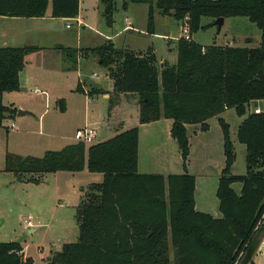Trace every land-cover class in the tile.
<instances>
[{
	"label": "trees",
	"instance_id": "obj_1",
	"mask_svg": "<svg viewBox=\"0 0 264 264\" xmlns=\"http://www.w3.org/2000/svg\"><path fill=\"white\" fill-rule=\"evenodd\" d=\"M105 16L113 23L116 0H102ZM149 4L148 31H155V12L177 21L189 17L190 33L197 32L203 17L244 16L261 30L257 47L234 45L204 46L181 36L178 60L160 63L154 49L144 53L117 48L111 38L97 47L85 48L99 56L113 82V94L139 96V122L161 118L173 120L171 135L181 150V174L138 171L139 126L86 145L81 141L60 150H46L41 157H20L7 152L4 170L37 173L27 181L39 183L47 172H100L103 180L82 187L76 207L77 241L64 243L56 253L58 264H255L264 236V0H129ZM81 0H0V15L43 17L51 6L52 16L73 18ZM127 8V3L124 4ZM73 63L77 49L57 46ZM36 45L0 46V125L14 118L18 108L3 101L5 92L21 89L20 74ZM74 49V50H72ZM76 91L90 97L100 89ZM254 110L248 108L251 104ZM58 108L66 110L65 99ZM234 108L246 117L238 127V140L246 146V173L231 172L235 162L230 125L219 117L224 135L225 166L217 188L220 217L196 208V178L187 171L190 141L187 125L209 128L207 120ZM248 112V113H247ZM8 128V127H6ZM9 130V129H7ZM241 183L240 190L233 184ZM260 231V232H259ZM0 264H34L18 241H0Z\"/></svg>",
	"mask_w": 264,
	"mask_h": 264
},
{
	"label": "rangeland",
	"instance_id": "obj_2",
	"mask_svg": "<svg viewBox=\"0 0 264 264\" xmlns=\"http://www.w3.org/2000/svg\"><path fill=\"white\" fill-rule=\"evenodd\" d=\"M125 3L128 8H124ZM116 4L117 9L113 13V19L116 21L114 24L107 22L105 4L102 0H81L80 17L83 18L84 25L67 18H55L49 23L44 22L43 28L46 24H51L50 33L35 29L27 36L26 31L24 32L25 26L20 20L0 23V46L4 38H17L15 40L17 45L29 40L31 43L28 44L45 47L30 56L28 61L32 60V63H27L22 70L20 75L23 89L5 94V102L8 104L11 102L30 104L32 114L7 118L0 125V241L20 242L24 255L30 256L34 264H49L57 251L62 250L64 243L77 241L79 228L76 207L82 196L81 183L84 184V188L88 186H85L87 177L85 173H81L65 179L62 175L64 173L47 172L40 177L39 184L29 182L28 178L39 175L15 174L4 170L6 153L10 152L20 157H41L46 150H60L67 143L72 142L76 130L85 126L97 130L99 138L107 134L106 117L109 100L101 94L95 95L92 101L86 100L84 93L71 90L76 85L78 76L86 80V83L82 81L77 83L83 88L104 86L109 79L107 68L100 64L97 54L90 53L88 58H85L82 57L85 48H75L76 56L81 58L76 71L78 63L68 60L64 52L54 45L93 48L103 44L107 38H111L117 48L145 49L151 45L155 48L157 57H169L171 60L173 53L169 49L173 48L178 57V42L176 46V41L169 40L168 37L173 39L182 33V23L172 14L164 15L157 9L155 33H151L148 31L149 4L132 3L129 0H116ZM126 17L132 22L130 28L127 26L129 22ZM215 21L213 17L202 18L201 25L206 27L200 28L195 38L201 44H205L204 46L213 44L224 46L228 43L234 46L260 45L261 30L247 17H227L221 28ZM66 24H71L72 27L67 28ZM117 24L120 27H117ZM33 26L31 22V26L27 27L32 29ZM22 36H26V39ZM64 70L69 71L64 73ZM100 90L106 92L104 88ZM64 97L67 99L68 109L62 112L58 109L61 100L58 98ZM47 105L48 113L45 117L41 116ZM254 105L251 104L249 110H254ZM219 117L224 118L230 125L236 154L232 173L244 175L246 146L237 136L238 127L244 116H239L234 108H230L220 115L209 118L207 120L209 128L206 131H202L199 124L187 125L191 150L188 156V162H191L190 172L197 176L198 197L201 192L204 201L207 200L209 204L204 212L215 217L221 216L219 199L216 195L220 174L215 167L224 164L226 159L224 135ZM169 121L168 118H164L159 123H152L151 126L143 128L141 170H154L155 167L149 168L147 165L154 166V162L163 163L167 160L179 165L172 169L174 172L183 170V162L179 158L180 148L168 128ZM196 129L199 130L195 132ZM162 146L168 150V154L164 153ZM154 156L157 159H154ZM233 187L238 191L241 183L236 182ZM197 209L200 210V207ZM29 219L33 223L31 228L35 229L34 232H30L25 227ZM170 259L174 264L173 248ZM255 264H264V239L255 256Z\"/></svg>",
	"mask_w": 264,
	"mask_h": 264
},
{
	"label": "crops",
	"instance_id": "obj_3",
	"mask_svg": "<svg viewBox=\"0 0 264 264\" xmlns=\"http://www.w3.org/2000/svg\"><path fill=\"white\" fill-rule=\"evenodd\" d=\"M128 8V6H127ZM52 9H51V6H49V8L47 9V12L45 14V16L43 17H11V16H2L0 15V23H3V22H6L8 20H20V22L25 26V29H24V32L26 31V35L28 36L29 33L31 32H34L35 29L37 31H41L43 30V32L45 33H50L52 32V29L50 27L51 24H46L45 25V28H43L44 26V22H48L51 21L52 19H55L57 17H53L52 14ZM59 19H66V18H59ZM68 19H73V20H76L78 24H81V25H84V20L82 17H80V10H79V14L76 16V17H73V18H67ZM126 20L131 23L132 25V22L128 20V17H126ZM31 22H33V28L32 29H29L28 27L31 26ZM116 21L113 19V23L114 24ZM67 25V24H66ZM28 26V27H27ZM128 26V25H127ZM27 27V28H26ZM67 27V26H66ZM72 26L70 27H67V28H71ZM117 27H120L119 24H117ZM121 30V29H120ZM155 31V30H154ZM155 33V32H154ZM198 32L196 33H192L191 34V38L197 42H199L195 36ZM182 36V33H179L177 36H175L173 39L171 37H168L169 40H175L176 41V46H177V42H178V39ZM23 38L26 39V36H22ZM17 38H4L3 40V44L2 46H6V45H11V46H24V45H31V44H28V43H31L29 42V40L27 41H23L21 43V45H17L15 42ZM248 39V38H247ZM14 41V42H13ZM201 44V42H199ZM229 44V43H228ZM202 45H205V44H202ZM230 45H232L230 43ZM38 46V45H36ZM55 46H60V45H54ZM63 46V45H61ZM41 47V49L37 52H40L42 51V49H44L45 47L43 46H39ZM66 47V46H65ZM149 47H152L154 49V52H155V48L153 46H148L147 48L145 49H133V50H136V51H146ZM70 48H87V47H82V46H77V47H70ZM132 49V48H131ZM169 50L172 51L173 53V58L172 60L167 57V58H164V57H157L159 62L162 63V62H168L170 65H174L177 63V53L175 51V49L173 48H170ZM36 53V52H34ZM34 53L30 54V56H32ZM156 54V52H155ZM157 56V54H156ZM28 57V59H29ZM88 58V57H87ZM176 62H173L175 61ZM80 61H81V58H78V66H77V70L78 71V68H79V64H80ZM28 64H31L32 63V60L31 61H28L27 62ZM27 65V64H26ZM69 71V70H67ZM66 70H64V73H67ZM66 76V75H65ZM107 76H108V82L103 86H97L95 88L97 89H101V88H104V90L106 91L105 93L101 94L103 95L105 98H107L109 100V104H108V114H107V121H106V124H107V134L103 137V138H99L98 137V134H97V130H96V141H103V140H106L110 137H112L114 134L120 132V131H123V130H126V129H129L133 126H139V151H138V171L140 173H154V174H163V175H168V174H181L183 172H185L186 170L183 168V170H181V172H174L172 169H175L177 166H179L178 164H173L171 163L170 161H165L163 163H153L154 166H148L149 168L151 167H155L156 168H160L161 170H141V155H142V132H143V128H146L147 126H151L150 124L152 123H159L161 120H163L164 118H161L159 120H156V121H153V122H150V123H140L139 122V96L136 94V93H122L120 95H114L113 94V82L112 80L110 79L108 73H107ZM20 78H21V75H20ZM79 81H82V82H85L86 83V80H82L80 78V76H78V80H77V83ZM76 83V85H77ZM76 85L73 86V88H71V90L73 91H76ZM90 88V87H89ZM23 89V85L21 83V89ZM85 91L88 90V88L84 87ZM7 92L4 93V96H3V101L5 104L7 105H11L13 104L15 107L17 108H24V109H30L32 110V107L30 104H22V103H18L16 104L15 102H11V103H6L5 102V94ZM84 93L85 95V98L86 100H90L92 101L93 97H90L89 95H87L85 92H82ZM58 99H65V104H66V110L68 109V106H67V99L64 97V98H58ZM258 107L259 108H264V101H260L257 103ZM256 106V103L254 105V107ZM48 109V105H47V108L41 113V116L44 115V117L46 116V113H48L47 111ZM59 109V108H58ZM60 110V109H59ZM65 110V111H66ZM61 111V110H60ZM64 111V112H65ZM248 111H249V108H248ZM248 113V112H247ZM243 117V116H242ZM246 117V115H244V118ZM243 118V119H244ZM170 121L169 123H167L168 125V128H170V132H171V128H172V124H173V120L168 118ZM242 119V121H243ZM14 123V122H12ZM200 126V125H199ZM201 129V127H200ZM197 130L199 129H196L195 132H197ZM203 131V130H202ZM173 137V136H172ZM174 138V137H173ZM175 139V138H174ZM176 140V139H175ZM76 142V138H73V141L72 142H69L67 143L66 145L68 144H71V143H75ZM177 142V141H176ZM65 145V146H66ZM179 146V145H178ZM163 148V151L165 154H168V150L166 151L164 149V147L162 146ZM162 151V152H163ZM191 151V150H190ZM190 155V154H189ZM179 158L180 160H182V157H181V150L179 152ZM154 159H157L155 156H154ZM183 162V160L181 161ZM234 164V163H233ZM183 165V164H182ZM191 162L189 161L188 162V166H187V171L194 175L195 178H196V188H195V203H196V208L197 207H200V211H205V209H207L209 207V204L207 203V200L204 201L203 199V194L201 192H199V196L197 195V176L193 173V172H190V169H191ZM220 166L224 169V166H225V163L224 164H220ZM233 167V165H232ZM178 171V170H176ZM9 172V171H7ZM231 172H232V169H231ZM53 173H64L62 174L63 176H65V179L66 178H73L75 177V174H81V173H85V186L86 185H89L91 183H98V182H101L103 180V174L100 173V172H90L87 168H85L84 170L82 171H76V172H72V171H66V170H60V171H56V172H53ZM60 176V175H59ZM220 178V177H219ZM219 178H218V181H217V186H216V195H217V188H218V184H219ZM40 183V182H39ZM38 183V184H39ZM79 183V182H78ZM81 183V181H80ZM84 184L81 183V186L83 187ZM82 192V190H81ZM82 195V193H81ZM30 232H34L35 229H32V228H28ZM264 239V236L260 242V246L258 248V251L257 253L259 252L260 248H261V244H262V241ZM26 246H25V251H26ZM58 252V251H57ZM256 253V255H257ZM255 255V256H256Z\"/></svg>",
	"mask_w": 264,
	"mask_h": 264
},
{
	"label": "built area",
	"instance_id": "obj_4",
	"mask_svg": "<svg viewBox=\"0 0 264 264\" xmlns=\"http://www.w3.org/2000/svg\"><path fill=\"white\" fill-rule=\"evenodd\" d=\"M188 19L189 17L186 16L182 21L181 31L183 33V36H185L187 39H191V33L188 25ZM71 24H67V27H70ZM131 27V23H129L128 28ZM37 91V90H35ZM256 111L259 112L260 108H256ZM12 126H14V123H12ZM75 138L77 141H81L85 143L86 145H90L94 142H96V130L92 127L85 126L83 128H78L75 132ZM33 226L32 221L29 219L27 221V224L25 225L26 228H31Z\"/></svg>",
	"mask_w": 264,
	"mask_h": 264
},
{
	"label": "water",
	"instance_id": "obj_5",
	"mask_svg": "<svg viewBox=\"0 0 264 264\" xmlns=\"http://www.w3.org/2000/svg\"><path fill=\"white\" fill-rule=\"evenodd\" d=\"M216 24L218 25L219 28H221L225 22V18L224 17H219L216 19ZM27 114H32V111L29 110V109H24V108H18V113L17 115L20 116V115H27ZM217 172L222 175L223 174V168L221 166H216L215 167ZM0 223H1V220H0ZM49 264H57L56 262V256L54 255L51 262Z\"/></svg>",
	"mask_w": 264,
	"mask_h": 264
}]
</instances>
